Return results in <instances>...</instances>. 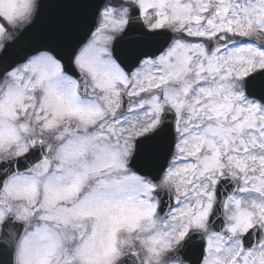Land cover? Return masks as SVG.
Returning <instances> with one entry per match:
<instances>
[{"label": "snow or ice", "instance_id": "1", "mask_svg": "<svg viewBox=\"0 0 264 264\" xmlns=\"http://www.w3.org/2000/svg\"><path fill=\"white\" fill-rule=\"evenodd\" d=\"M0 264H264V0H0Z\"/></svg>", "mask_w": 264, "mask_h": 264}]
</instances>
